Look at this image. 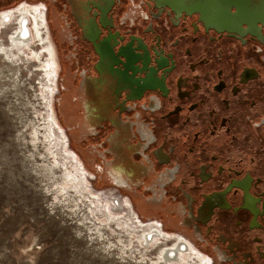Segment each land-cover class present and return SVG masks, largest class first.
Instances as JSON below:
<instances>
[{
  "label": "flooded vegetation",
  "instance_id": "1",
  "mask_svg": "<svg viewBox=\"0 0 264 264\" xmlns=\"http://www.w3.org/2000/svg\"><path fill=\"white\" fill-rule=\"evenodd\" d=\"M40 1L0 16L46 14L61 117L98 180L209 264H264V0Z\"/></svg>",
  "mask_w": 264,
  "mask_h": 264
},
{
  "label": "rangeland",
  "instance_id": "2",
  "mask_svg": "<svg viewBox=\"0 0 264 264\" xmlns=\"http://www.w3.org/2000/svg\"><path fill=\"white\" fill-rule=\"evenodd\" d=\"M19 4L43 2L0 0V11ZM22 12L29 37L11 41ZM38 15L17 9L0 16V264H207L203 255L211 257L189 237L100 182L75 148L61 117L62 75L48 18L44 29ZM149 220L160 222L167 238L145 246L135 235ZM174 233L200 253L163 261L153 248Z\"/></svg>",
  "mask_w": 264,
  "mask_h": 264
},
{
  "label": "bare ground",
  "instance_id": "3",
  "mask_svg": "<svg viewBox=\"0 0 264 264\" xmlns=\"http://www.w3.org/2000/svg\"><path fill=\"white\" fill-rule=\"evenodd\" d=\"M22 19H24L21 25L22 28L20 27V22H21L20 20L18 24V28H17V33H15V35L10 37L11 41H16L17 39H21L22 37L23 38L29 37L27 36L29 35V32L27 28L28 25H25L26 14L24 12H22ZM33 20H36V19L33 18ZM125 202L128 203L127 201ZM143 227H144V229H142L143 232L135 236L138 238V242L143 243L145 246L148 245L147 244L148 242L152 241V238H154V241L160 240L159 238H167V235L165 234L164 230H162V228L159 227V225H157L156 223H148L146 224V226H143ZM167 241L169 242H166L164 244H162V241H160V244H162V246L155 245V247L153 248V250H157V253L160 256V258L165 262L170 261V260H176L178 256H181L183 253L189 252L190 250L196 251V249L193 248L192 245L181 235L175 234V236H173ZM203 257L205 258V261L207 262V264H209V260L207 259V257L205 255H203Z\"/></svg>",
  "mask_w": 264,
  "mask_h": 264
},
{
  "label": "built area",
  "instance_id": "4",
  "mask_svg": "<svg viewBox=\"0 0 264 264\" xmlns=\"http://www.w3.org/2000/svg\"><path fill=\"white\" fill-rule=\"evenodd\" d=\"M41 6H42V8L44 9L43 5H41Z\"/></svg>",
  "mask_w": 264,
  "mask_h": 264
}]
</instances>
